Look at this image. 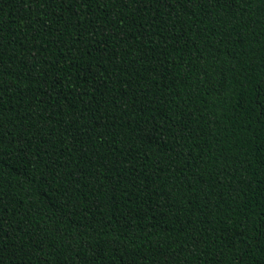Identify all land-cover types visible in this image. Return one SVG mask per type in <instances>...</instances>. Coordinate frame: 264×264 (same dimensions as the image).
Here are the masks:
<instances>
[{
    "label": "trees",
    "instance_id": "1",
    "mask_svg": "<svg viewBox=\"0 0 264 264\" xmlns=\"http://www.w3.org/2000/svg\"><path fill=\"white\" fill-rule=\"evenodd\" d=\"M0 264H264V0H0Z\"/></svg>",
    "mask_w": 264,
    "mask_h": 264
}]
</instances>
